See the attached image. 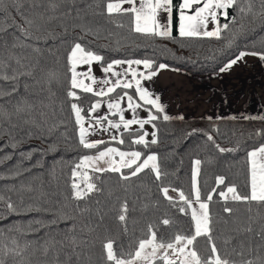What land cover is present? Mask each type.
I'll return each mask as SVG.
<instances>
[{
    "label": "snow or ice",
    "instance_id": "6c2138e0",
    "mask_svg": "<svg viewBox=\"0 0 264 264\" xmlns=\"http://www.w3.org/2000/svg\"><path fill=\"white\" fill-rule=\"evenodd\" d=\"M25 3L29 5L27 9ZM46 3L47 7H45V0H0V17L10 21L8 26L16 28L26 39L40 40L44 38L42 34L46 33L49 36L53 34L48 30V25L53 20L70 17L73 9L70 7L61 12V16L47 15L46 13L57 12L62 4L75 6L76 0H46ZM245 3L246 7L241 6V0H182L178 5L179 37L225 40V48H232L238 37L246 35L249 25L254 24L257 19L260 21L261 28H264V0H259V11L253 10V0H245ZM101 4L103 5L102 10L94 14L106 15L109 22L115 23L118 28H123L125 25L117 18H126L131 32L146 38L176 39L172 35L173 0H97L95 5L88 4L87 8H101ZM229 9H233L236 14L230 16ZM75 10L77 18H79V13L82 10ZM13 12L23 20V24L17 22ZM249 14L252 15V21L246 24L244 21ZM221 18L226 22L221 23ZM238 21L239 26L233 27L237 25ZM210 24L212 25L211 29H209ZM73 27H80L85 35H94L98 39L100 38L99 29L94 30L84 24H74ZM4 30V27H0V32ZM67 30L65 27L64 31L67 32ZM225 33L227 35H224ZM15 39L19 41L20 38L15 37ZM78 39H82V37ZM7 47L5 42L3 48L7 50ZM12 47H26V45L14 43ZM101 47L107 46L102 45ZM34 51L39 52V49L35 48ZM246 55L257 56L264 61V51H240L235 58L221 67L220 71L224 72L230 69ZM66 59L68 80L66 95L72 101L70 108L78 126V142L84 149L95 150L94 155L80 156L73 163L70 177L71 199L86 201L92 193L103 192L104 190L98 186L99 176L96 174L106 172L119 173L121 178L127 181L148 170L154 174L155 180L162 184V178L168 174L162 171L158 155L154 152L145 153L142 150H133V146L149 149L151 145L158 143L159 129L156 121L183 119L182 116L168 115L166 105L160 102V96L151 91L144 83L152 81L158 75L159 70L167 68L168 65L157 63L151 57L108 61L104 55L93 50L90 42L88 44L73 43ZM22 61H27V63ZM93 63L100 65L103 74L101 77L94 74ZM124 65L127 67H122ZM141 66L143 70H141ZM121 67L122 70H117ZM37 69L41 73L40 77L35 75ZM21 77H29L35 84L46 86L50 95H54L53 85L59 83L58 73L54 70L45 71L39 68L38 60L9 53L7 59L0 57V98L17 96ZM29 87L30 85L27 83L24 84L25 91ZM85 95H90L91 99L87 105H82L80 101ZM8 103L11 105L10 110L4 105H0V138L2 135H7L9 137L8 146L18 147L25 138H31L30 130L25 133L24 137L17 138L19 131L22 130V125L39 127L33 115L35 105L22 97L16 99L15 103H12L10 99ZM105 106L106 112L93 115ZM140 109L147 113L146 117L139 115L138 110ZM126 112L130 113L131 118L125 117ZM114 117L116 119H113ZM258 118L264 120V117ZM5 123L8 124L6 130L4 129ZM133 125H138L135 131L132 130ZM145 125H151L155 131L149 133L145 130ZM98 129L109 133L110 141L118 145L126 144V133L128 150H121L118 146H109V142L104 140H89V136L96 134ZM149 135L152 136L151 140L147 138ZM255 135L264 137V131H258ZM208 140L212 141L221 153L236 150L220 147L211 135H208ZM101 145L104 146L103 149H101ZM27 156L30 157L31 153H28ZM246 156L249 165L248 180L243 185L246 191L238 190L240 186L235 183L228 182L226 184L227 178L224 175H218L215 177V186L206 195L202 193L198 179L201 174L202 161L198 158L193 161L190 177L191 190L188 194L183 189L172 188V191L178 192L177 200L169 195L170 186L160 187V192L172 207H176L180 213L190 216L192 227L187 230L177 229L168 233L161 232V225L171 227L175 224L172 218L165 217L160 220L159 224L148 223L147 231L141 230V235L136 237L134 233L130 234L129 232L128 200L126 197L116 196L115 199L119 203L116 219L120 224L122 234L127 239L120 240L106 235L100 241L102 264H264V227L258 233L260 243L255 247L251 244L245 246L241 242L238 248L235 246L229 248L227 245L231 243L232 237L221 235L220 239L225 246L221 251L217 245V237L213 235V221L209 206L213 202L214 194L225 202L223 212L229 216L237 211L233 207L227 206L229 201L246 205L255 202L258 206L257 215H260V210L264 209V142L247 151ZM10 158V156H5L3 159ZM2 162L3 160H0V163ZM122 169H128V174H124ZM19 174V172L16 173V175ZM221 185L224 187L220 188ZM112 195L109 192V196ZM0 201H5L3 195H0ZM5 202L8 211L16 213L17 209L11 198ZM99 203L97 201L98 205ZM76 207L79 208L78 203ZM28 210L40 211L39 208L31 205ZM89 211L90 209L85 207L81 215ZM247 212L252 213L253 208L249 206ZM96 215L99 221L103 222L106 213L101 208H97ZM72 218L67 212L58 211L55 218L47 222L30 221L28 226L31 228L32 224H36L38 228L48 227L56 224L58 220ZM252 220L253 216L249 215L247 217L248 226L243 228L244 232L251 233L253 231ZM236 223H239V220ZM102 226V223H96L84 227L89 234H92ZM12 230V228L9 229V231ZM232 230L234 232L241 231L239 227ZM15 231L21 232L22 230L19 226H15ZM81 231L83 232L84 228ZM2 235L3 233H0V236ZM200 238L205 241L203 248L197 246V241ZM91 243H95V241H91ZM89 244L88 240H77L76 237H71V245L74 250L76 247ZM63 251L64 241L56 240L54 237L46 239L39 247L32 241H25L21 244L16 238H11V246H9L3 239H0V264H7L6 257L8 256L13 258V264H69L70 256L65 255L64 260L60 259ZM37 252H40L43 259L37 258L33 261L31 257L35 256ZM17 257L20 259L16 260Z\"/></svg>",
    "mask_w": 264,
    "mask_h": 264
},
{
    "label": "trees",
    "instance_id": "16d2710c",
    "mask_svg": "<svg viewBox=\"0 0 264 264\" xmlns=\"http://www.w3.org/2000/svg\"><path fill=\"white\" fill-rule=\"evenodd\" d=\"M97 0H76L75 6L62 4L57 12H47V15L61 16V12L73 9L70 17H61L53 20L48 25L51 36L42 34L43 39H26L20 32L9 27L11 22L0 17V27L5 30L0 32V53L9 52L16 56L23 53V57H29L39 61V68L45 71L54 70L59 75V83L54 84L50 95L47 87L37 85L29 77H21L20 90L17 96L12 98H0V105L10 110L12 103L18 98L27 99L35 105L34 118L39 127L32 125H22L17 138L25 136L31 131V138H25L24 142L18 147L8 146L7 135L0 138V195L5 197V201L11 198L16 207V213H10L6 202L0 201V239L11 246V238H16L21 244L25 241H32L37 247L43 244L46 239L54 237L56 240L64 241V251L60 259L64 260L65 255L70 256L69 264H102L101 243L106 235H110L120 240L125 237L120 229V224L116 219L119 203L115 197H126L129 204L128 226L130 234L136 237L141 235V230L147 231L148 223H160L162 218L168 217L175 221L173 226L161 225V232H172L177 229L187 230L192 227L189 215L180 213L176 207H172L160 192L161 186L183 189L186 194L191 190V170L193 161H202L201 174L198 178L202 193L205 195L215 186V177L224 175L226 184L235 183L240 187L238 190L246 191L243 185L248 180L247 151L257 147L264 142V137L255 135L258 131H264V120L262 121H156L159 129L158 143L151 145L149 149L142 146H133V150H142L145 153H156L159 157L163 172L168 175L160 181H156L154 174L148 170L140 173L136 177H131L125 181L119 173L106 172L97 174L99 176L98 186L104 191L92 193L86 201H73L71 183V168L73 163L83 155H94L95 150L84 149L78 142V126L75 123L74 113L70 108L72 101L66 95L67 80V53L70 46L75 42L88 44L94 51L105 56L110 61L113 59H142L151 57L157 63L167 64L169 68L184 71L194 76H206L220 72L221 67L235 58L240 51H264V44L256 43L259 36L264 35V28H261L260 21L249 25L246 35L238 37L236 44L232 48H225V40L215 38H180L178 34V5L181 0H173V30L172 35L176 39L160 37H144L140 34L131 32L126 18H117L124 23L123 28H118L115 23L109 22L107 16H101V8L88 9V4H93ZM241 6L246 7L245 0H241ZM29 5L25 3L27 9ZM45 7L47 3L45 0ZM259 0H253V10L259 11ZM75 9H81L79 18ZM233 9H229V15H235ZM18 23L23 24V20L13 12ZM252 21V15L245 18V23ZM226 22L221 18V23ZM74 24H84L94 30L99 29L100 38L94 35H85L80 27H73ZM237 25L233 27H238ZM67 27V32L64 28ZM224 35H227L225 33ZM19 37V41L26 42V48L12 50V41ZM82 39H78L81 38ZM7 43V50L3 48ZM58 45H53L54 43ZM61 44V45H60ZM106 45L107 47H101ZM35 48L39 52L34 51ZM27 52V54H26ZM8 53V54H9ZM7 54V55H8ZM41 55H45L40 58ZM50 60V61H49ZM15 66V62H12ZM27 63V61H24ZM35 75L40 77L41 73L37 69ZM30 85L25 91L24 84ZM39 87V88H38ZM38 88V89H37ZM79 91V90H77ZM120 91L119 89L117 90ZM114 95V94H113ZM91 96L85 95L80 101L82 105H87ZM43 113V115H41ZM15 119V118H14ZM113 119H116L115 117ZM8 124H4V129ZM195 130V131H194ZM211 135L216 144L226 149H236L235 151L219 152L212 141L208 140ZM126 144L118 145L109 142V146L120 147L121 150L127 148V134L125 133ZM103 149V145L100 146ZM31 153L28 157L27 154ZM223 159L230 156L233 158V165L227 167L226 162L209 165L207 162L210 156ZM10 156V159H3ZM227 160L226 158L223 161ZM217 163V164H216ZM124 174H128V169H122ZM19 172V175L16 173ZM78 179V178H77ZM224 186L221 185L220 188ZM126 190V191H125ZM219 191V189H217ZM109 192L113 195L109 196ZM52 196H55L52 199ZM99 201V205L97 204ZM79 204V208L76 204ZM182 203V202H181ZM39 208L40 211H30L29 206ZM147 206V207H145ZM225 202L218 195H213V202L210 203V213L212 216L213 235L217 237V245L223 251L225 247L220 239L232 237L231 243L227 247H239L243 242L245 246L251 244L253 247L260 243L258 233L264 227V209L257 215V205L228 202L227 206L233 207L237 211L233 215L223 212ZM253 208L252 213L247 212L248 207ZM87 207L89 212L82 210ZM101 208L105 215L103 222L99 221L96 209ZM67 212L72 219H61L56 224L48 227H39L29 222L35 220L49 221L55 218L56 214ZM253 216L251 233L244 232L243 228L247 225V217ZM6 217V218H2ZM239 220V223L236 221ZM227 221V223H225ZM104 223L107 228H98L95 233L81 231L87 230L85 225ZM15 226L21 228V232L15 231ZM73 227L75 230L73 231ZM239 227L240 232L232 229ZM12 228V231L9 229ZM38 230H35L37 229ZM77 240L84 239L90 241L88 246L76 247L71 245V237ZM95 241V243H91ZM197 246L203 248L205 241L198 239ZM40 252L31 257L33 261L37 258L43 259ZM51 256V253H50ZM49 256V258H50ZM238 259V257H236ZM252 258V257H248ZM19 260L20 258H15ZM7 264H13L11 256L6 257Z\"/></svg>",
    "mask_w": 264,
    "mask_h": 264
},
{
    "label": "crops",
    "instance_id": "0c3cea01",
    "mask_svg": "<svg viewBox=\"0 0 264 264\" xmlns=\"http://www.w3.org/2000/svg\"><path fill=\"white\" fill-rule=\"evenodd\" d=\"M92 69L97 77L103 75L99 64L93 63ZM144 83L160 96L168 115L183 117L171 121H262L258 117H264V61L257 56L246 55L230 69L206 76H194L167 67L159 70L152 81ZM106 110V106L102 107L93 115L103 114ZM138 112L141 117L147 116L142 109ZM125 117L131 118L130 113L126 112ZM133 126L132 130L138 128V125ZM147 127L155 131L151 125H145V129ZM100 132L98 129L89 139Z\"/></svg>",
    "mask_w": 264,
    "mask_h": 264
},
{
    "label": "rangeland",
    "instance_id": "374dc122",
    "mask_svg": "<svg viewBox=\"0 0 264 264\" xmlns=\"http://www.w3.org/2000/svg\"><path fill=\"white\" fill-rule=\"evenodd\" d=\"M256 41V43H261V44H264V35L263 36H259L258 38H257V40H255ZM14 43H19V44H24V45H26L27 43L26 42H23V41H16V40H14V41H12V45L14 44ZM53 45H58V43L56 42V43H54ZM61 45V44H60ZM26 48V47H25ZM18 49H22V47H15V48H13L12 47V50H18ZM9 53V52H8ZM7 52H4L3 51V53H0V57H2V58H4V59H7V57H8V54ZM19 54H21V55H18V56H20V57H23V53L22 52H18ZM8 54V55H7ZM26 54H27V52H26ZM43 56H45V55H41L40 56V58L41 57H43ZM44 58V57H43ZM50 61V60H49ZM22 62H24V61H22ZM39 88V87H38ZM37 88V89H38ZM132 127H134V126H132ZM146 131H148L149 133H151L152 131H151V129L149 128V127H147L146 129H145ZM133 131H135V130H133ZM109 133H107V132H103V131H101L95 138H93V139H89V140H107V139H109L110 140V136L108 135ZM149 140H151L152 139V136L151 135H149L148 137H147ZM224 158H226L227 160H225V161H223V159ZM223 159H217V158H214V156H210L207 160V162L209 163V165L210 164H212L213 162L215 163V161L217 162V163H222V162H226V166L227 167H229V166H231V165H233L232 163H233V158H231L230 156H228V157H224ZM216 163V164H217ZM90 175H91V172H90ZM97 175V174H96ZM172 188H170V191H169V195H172L173 197H175V198H177V200H178V192H174V191H172L171 190ZM54 197L55 196H52V199H54ZM190 211V210H189ZM95 224V223H94ZM94 224H92V225H94ZM102 227L101 228H103V230L104 231H106L107 230V228L104 226V223H102ZM85 232H87V230H84ZM40 254V253H39Z\"/></svg>",
    "mask_w": 264,
    "mask_h": 264
}]
</instances>
